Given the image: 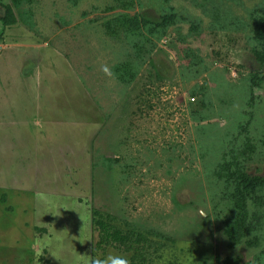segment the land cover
<instances>
[{
	"label": "rangeland",
	"instance_id": "obj_1",
	"mask_svg": "<svg viewBox=\"0 0 264 264\" xmlns=\"http://www.w3.org/2000/svg\"><path fill=\"white\" fill-rule=\"evenodd\" d=\"M263 13L264 0H0V264H264V218L229 246L221 175L232 160L264 179ZM93 211L142 258L95 250Z\"/></svg>",
	"mask_w": 264,
	"mask_h": 264
},
{
	"label": "trees",
	"instance_id": "obj_2",
	"mask_svg": "<svg viewBox=\"0 0 264 264\" xmlns=\"http://www.w3.org/2000/svg\"><path fill=\"white\" fill-rule=\"evenodd\" d=\"M2 19L5 24L14 23V15L9 5L4 7ZM252 33L255 40L262 42V48L254 54L255 59L264 64V13L254 20ZM258 78V74L255 73L251 80H257ZM235 167L236 164L229 160V162L223 163L221 168V175L225 178L226 183L229 184V179H232L234 183L232 199L228 201L229 215L223 221L224 234L229 241V246L236 245L244 239L249 244L248 236L252 235L253 231L262 228V218H264V213L260 217L254 216L259 208H263L264 211V193H262L264 191V179L252 177L245 169H242V166L238 169H235ZM257 188L260 190H256ZM253 194L255 196L251 197ZM92 215L93 231L98 236L95 250L96 248L103 250L105 247L114 249L124 247L126 252L130 249L134 250L131 258H142L143 255L140 254L139 249L127 244L128 236L123 235L121 229L111 223L110 216L98 211H93ZM253 219L260 221V224L258 226L254 224L253 226ZM141 239L138 235L137 241L140 242ZM224 264L227 263L224 262Z\"/></svg>",
	"mask_w": 264,
	"mask_h": 264
},
{
	"label": "clouds",
	"instance_id": "obj_3",
	"mask_svg": "<svg viewBox=\"0 0 264 264\" xmlns=\"http://www.w3.org/2000/svg\"><path fill=\"white\" fill-rule=\"evenodd\" d=\"M107 71V69H105ZM100 264H131L130 258L127 256H122L114 251H109V253L100 259Z\"/></svg>",
	"mask_w": 264,
	"mask_h": 264
},
{
	"label": "crops",
	"instance_id": "obj_4",
	"mask_svg": "<svg viewBox=\"0 0 264 264\" xmlns=\"http://www.w3.org/2000/svg\"><path fill=\"white\" fill-rule=\"evenodd\" d=\"M4 202H6V201H5V197L3 196V198L1 199V203H4ZM4 215H5V214H4ZM5 216L10 217V216H8V215H5Z\"/></svg>",
	"mask_w": 264,
	"mask_h": 264
}]
</instances>
